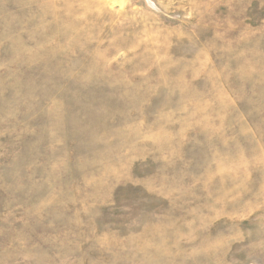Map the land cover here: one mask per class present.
Instances as JSON below:
<instances>
[{"label":"rangeland","instance_id":"1","mask_svg":"<svg viewBox=\"0 0 264 264\" xmlns=\"http://www.w3.org/2000/svg\"><path fill=\"white\" fill-rule=\"evenodd\" d=\"M0 264H264V0H0Z\"/></svg>","mask_w":264,"mask_h":264}]
</instances>
